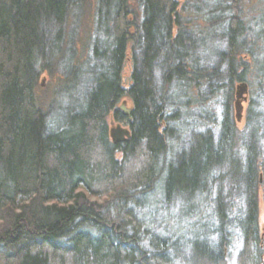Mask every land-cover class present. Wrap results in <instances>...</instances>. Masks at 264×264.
Instances as JSON below:
<instances>
[{
  "label": "trees",
  "instance_id": "16d2710c",
  "mask_svg": "<svg viewBox=\"0 0 264 264\" xmlns=\"http://www.w3.org/2000/svg\"><path fill=\"white\" fill-rule=\"evenodd\" d=\"M88 1L0 0V264H227L233 233L239 264H264V112L252 101L242 132L233 116L234 85L255 54L239 0H209L211 27L199 35L177 0H142L139 22L129 0H98L88 80L51 127L39 77ZM212 27L220 45L209 47ZM209 100L220 104L213 127L199 114ZM110 116L128 127L126 141H112ZM156 195L169 211L161 229ZM203 201L215 212L191 221Z\"/></svg>",
  "mask_w": 264,
  "mask_h": 264
},
{
  "label": "rangeland",
  "instance_id": "374dc122",
  "mask_svg": "<svg viewBox=\"0 0 264 264\" xmlns=\"http://www.w3.org/2000/svg\"><path fill=\"white\" fill-rule=\"evenodd\" d=\"M97 1L98 0H89L86 3L81 11L80 16H78L79 18L77 17L78 22H76L74 18L69 20L65 39L58 52L55 54L50 69H43L40 74L38 87L36 88L35 93L38 105L42 109L47 110L50 114L49 119H51V127H55L57 124L56 121L52 120L53 117L56 116V118H59L60 112L64 110L70 103L75 101L74 96H76L77 93L74 92V89H81L85 87L86 80H88L87 77L89 76H86L87 73H83V71L86 67H88V65L91 66L93 63L91 51L92 43L98 38L94 19ZM208 1L209 0H177L180 14L185 19L189 27H191L192 30L194 29L196 32H198L197 35L202 34L201 32L205 31V27H211L207 21V17L209 16V12H207L209 10ZM211 1L212 0H210V2ZM141 2L142 0H129V7L134 15H136L138 22L142 18ZM214 3L216 2L214 1ZM239 3L242 8V20L246 26H248L249 34L246 36V39L248 42L252 40V46L250 44L248 46L252 47L253 52H255L254 56L247 57L246 59L247 71L245 81L237 82L234 85L233 116L238 131L242 132L245 129L247 130L246 127H248L247 117L252 101H254L253 106H255L256 111L264 112V0H239ZM76 23L78 24L76 25ZM210 31L211 33L209 36H211V38L209 39V47L218 43L212 40V38L215 37L213 34H215L216 29L212 27L210 28L209 32ZM70 37L73 38L72 48L69 47L67 41ZM218 44L220 45V42ZM77 63L81 65L79 66L80 71H78V73H81V77H77V81H75V73L69 70L70 65ZM132 68L133 61L129 50L122 74L126 87L129 85V78ZM74 86L77 88H73ZM174 87L173 94L175 98L178 99V97L181 95V92L176 88V86ZM123 105L130 113L131 101L129 98L124 97L121 99V101L118 103V107L121 109V106ZM219 105V103L209 100L200 105V107L198 106L200 108L199 114L203 115V113L206 112L209 118L204 120L212 127L215 126L214 121L216 122V120L219 118ZM193 108L196 109V112L198 111V108H195V105ZM190 109L192 110V108ZM122 111L125 115H129V113L126 114L124 110ZM108 123L110 128V137L112 129L116 128L118 125H120L122 128L128 129L125 124L114 121L111 116L108 117ZM185 136V134H182V138H185ZM120 142L124 141H119L116 143ZM117 157L120 158V154H117ZM262 179H264V177ZM223 185L224 191L227 192L228 183L226 180ZM216 189H218V186H213L211 189L212 192L210 194V198L213 199L215 197L217 193ZM87 196L90 200L97 201L99 203H103L109 199L108 196H102L99 198L88 193ZM151 199V206L156 208H152V212L155 214L153 215L155 219L154 224L158 225V227L161 229L163 228V223L161 220L163 219L164 215H169V211L161 207L163 204H160V198L158 195H156V197L152 196ZM198 204L199 208L195 206V211L192 214L193 216L190 218L191 221L194 222L198 216L203 224L208 223L210 220V215L205 214V212L209 213L210 210L213 212L215 208H213L211 204H208L204 201ZM258 214L259 236L262 240V243H264V186L259 188ZM215 215L217 214L215 213ZM217 220L218 218L216 217V221ZM173 225L174 224L171 222L169 227H173ZM208 227L213 226L209 225ZM240 248L241 238L233 233L232 241L230 242L227 250V264H239L238 253Z\"/></svg>",
  "mask_w": 264,
  "mask_h": 264
},
{
  "label": "water",
  "instance_id": "95a60500",
  "mask_svg": "<svg viewBox=\"0 0 264 264\" xmlns=\"http://www.w3.org/2000/svg\"><path fill=\"white\" fill-rule=\"evenodd\" d=\"M121 109L124 110L126 114L129 113L124 107V105L121 106ZM129 136H130V131L127 128H122L120 125L112 129L111 131V137L115 143L119 141H125Z\"/></svg>",
  "mask_w": 264,
  "mask_h": 264
},
{
  "label": "bare ground",
  "instance_id": "6f19581e",
  "mask_svg": "<svg viewBox=\"0 0 264 264\" xmlns=\"http://www.w3.org/2000/svg\"><path fill=\"white\" fill-rule=\"evenodd\" d=\"M128 130H129V129H128ZM127 139H128V137H127ZM127 139H126V140H127Z\"/></svg>",
  "mask_w": 264,
  "mask_h": 264
}]
</instances>
